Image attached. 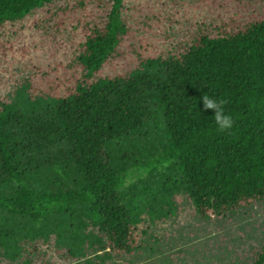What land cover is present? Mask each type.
I'll return each instance as SVG.
<instances>
[{"label":"trees","instance_id":"16d2710c","mask_svg":"<svg viewBox=\"0 0 264 264\" xmlns=\"http://www.w3.org/2000/svg\"><path fill=\"white\" fill-rule=\"evenodd\" d=\"M125 8L0 0V39L40 13L79 38L74 75L57 81L32 65L31 80L0 94V256L15 261L52 237L77 261L132 256L146 245L127 190L133 168L156 178L168 166L181 180L167 184L183 186L202 218L264 201V18L217 35L196 24L176 43L160 26H129ZM203 95L225 101L231 129H218ZM154 131L162 150L140 163Z\"/></svg>","mask_w":264,"mask_h":264},{"label":"rangeland","instance_id":"374dc122","mask_svg":"<svg viewBox=\"0 0 264 264\" xmlns=\"http://www.w3.org/2000/svg\"><path fill=\"white\" fill-rule=\"evenodd\" d=\"M125 10L124 18L132 28L146 24L156 33L160 26L178 43L188 39L189 32H195L196 24L213 35L242 29L264 18V0H126ZM38 19L39 23L29 20L15 36L0 39L1 95L11 97L16 81L31 80L32 65L57 81L74 75L78 36L55 31L44 13ZM162 48L167 47L162 44ZM69 69L70 75L64 77L63 70L68 73ZM149 139L145 157H139L143 164L148 163L151 154L159 155L157 150H162L165 141L159 131ZM161 172L163 175L151 178L143 169H132L127 190L135 216L141 220L135 228L145 233L140 245L146 244L132 256L102 258L95 254L77 261L60 250L52 237L25 245L26 254L15 261L0 256V264H254L264 254V201L225 217L202 218L183 186L167 184L169 177L178 182L180 176L168 166Z\"/></svg>","mask_w":264,"mask_h":264},{"label":"clouds","instance_id":"9594fccd","mask_svg":"<svg viewBox=\"0 0 264 264\" xmlns=\"http://www.w3.org/2000/svg\"><path fill=\"white\" fill-rule=\"evenodd\" d=\"M204 109H214V121L220 131L229 130L233 127L234 120L231 115L225 113V101L214 99L208 95L202 97Z\"/></svg>","mask_w":264,"mask_h":264},{"label":"water","instance_id":"95a60500","mask_svg":"<svg viewBox=\"0 0 264 264\" xmlns=\"http://www.w3.org/2000/svg\"><path fill=\"white\" fill-rule=\"evenodd\" d=\"M264 264V263H263Z\"/></svg>","mask_w":264,"mask_h":264}]
</instances>
